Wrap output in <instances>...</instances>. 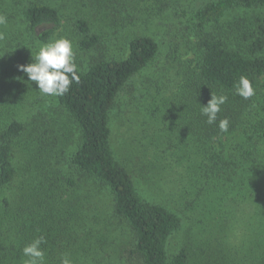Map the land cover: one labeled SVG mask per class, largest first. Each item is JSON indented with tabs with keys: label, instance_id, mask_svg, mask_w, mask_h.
I'll use <instances>...</instances> for the list:
<instances>
[{
	"label": "trees",
	"instance_id": "obj_1",
	"mask_svg": "<svg viewBox=\"0 0 264 264\" xmlns=\"http://www.w3.org/2000/svg\"><path fill=\"white\" fill-rule=\"evenodd\" d=\"M72 2L0 0V14L7 19L0 25V34L6 29L9 35L0 40V47L12 40L3 56L25 42L24 36L35 47L50 42L62 19L68 20L66 11ZM254 6H264V0H213L199 8L196 16L202 22H218L228 10ZM73 16L70 26L79 46L95 48L100 37L91 32L85 17L72 14L69 20ZM263 30L259 24L257 32L234 36L238 45L244 44V51L230 48L221 38H200L199 64L175 80L172 99L162 108L163 119L169 122L162 121L164 139L153 142L157 141L158 161L150 169L137 163L130 170L119 159L112 146L111 113L121 90L157 56L158 41L141 31L128 40L124 58L107 57L77 66L79 82L55 97L74 120L79 143L66 155L46 141L42 196L36 206L50 219L36 222L45 226L37 232V225L28 230L21 221H12L19 239L16 256L22 257L25 243L50 235L49 245L46 240L41 245L47 251L45 264H60L64 255L72 264H189L186 245L170 250L175 234L187 227V214L177 210L217 202L215 209L225 215L226 229L232 230L228 229L230 264H264V94L259 90L262 76L264 81V55L259 54L264 47ZM12 55L7 58L12 60ZM241 75L255 90L248 99L236 94L234 85ZM155 76L156 81L163 80L161 73ZM211 94L228 99L216 122L209 124L201 105L207 104ZM224 118L229 120L227 132L218 126ZM25 128L24 121L13 119L2 131L0 188L15 174L10 138ZM137 141L140 146L146 139ZM138 169H143L144 176H136L141 178L137 180Z\"/></svg>",
	"mask_w": 264,
	"mask_h": 264
},
{
	"label": "rangeland",
	"instance_id": "obj_2",
	"mask_svg": "<svg viewBox=\"0 0 264 264\" xmlns=\"http://www.w3.org/2000/svg\"><path fill=\"white\" fill-rule=\"evenodd\" d=\"M211 1L73 0L66 11L69 12L68 20L63 18L54 30L51 41L59 37L68 38L73 45L75 62L81 68L107 57L124 58L128 52V40L141 31L158 41L157 56L121 90L111 113L112 146L130 170L137 163L150 169V165L153 167L158 161L155 145L165 136L162 121L169 122L163 119L162 108L172 99L175 80L179 81L185 71L199 64L200 38L204 35L221 38L230 48L243 50L244 44L238 45L234 36L257 32L258 25H264V6L228 10L218 22H202L196 12ZM72 14L85 17L91 32L100 37L95 48L85 50L79 46L70 26L76 18L73 16L69 20ZM262 35L264 39V30ZM7 36L5 29L0 40ZM23 38L25 42L7 54L10 57L13 52L15 57L12 55V60L7 55L3 56L4 49L12 40H5L0 47V141L3 129L13 119L24 121L26 126L18 136L10 138L15 174L9 184L0 188V264H24L27 259L23 252L22 257L16 256L15 247L19 239L14 235L15 227L10 225L12 221L19 220L26 229L33 230L31 225L50 219L36 206L42 196L40 183L46 141L66 155L71 154L79 143L77 126L58 105L56 97L41 93L36 82L29 81L27 74L18 69L17 65L33 62L39 48L32 46L30 39L27 42V36ZM20 49L25 50L22 54L16 53ZM259 54L264 55V47ZM157 73L162 74V81H156ZM262 77L259 90L264 94ZM155 125L158 127L153 131ZM136 138L146 141L137 146ZM143 169L134 173L135 178L144 176ZM184 178L188 181L189 175L185 173ZM83 190L80 188L79 191ZM209 203L202 208L175 207L181 214H187L184 222L187 227L175 234L170 250L173 252L178 246L186 245L190 254L189 264H205L207 260L210 264H230L233 254L228 241L232 230L226 229L225 215L215 209L217 202ZM44 223L37 225L36 232L45 228ZM24 236L26 241L27 235ZM50 239V235L45 237L48 245ZM50 246H53L52 242Z\"/></svg>",
	"mask_w": 264,
	"mask_h": 264
},
{
	"label": "clouds",
	"instance_id": "obj_3",
	"mask_svg": "<svg viewBox=\"0 0 264 264\" xmlns=\"http://www.w3.org/2000/svg\"><path fill=\"white\" fill-rule=\"evenodd\" d=\"M7 19L0 14V25H5ZM18 69L27 74L29 81H35L38 90L46 95L62 96L66 94L73 82H79L77 64L72 42L66 37L56 38L39 47L33 62L17 65ZM236 94L244 99L255 95L250 80L241 75L234 85ZM228 97L224 94H211V99L206 105H201V112L207 117V123L212 124L217 120V113L221 111V105L225 104ZM221 132H227L229 120L227 118L219 121ZM45 238L39 236L22 249L23 255L27 258L24 264H45V253L41 245L45 243ZM60 264H72L71 259L64 255Z\"/></svg>",
	"mask_w": 264,
	"mask_h": 264
}]
</instances>
